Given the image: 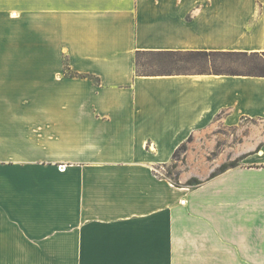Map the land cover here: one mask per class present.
<instances>
[{"label": "crops", "instance_id": "obj_1", "mask_svg": "<svg viewBox=\"0 0 264 264\" xmlns=\"http://www.w3.org/2000/svg\"><path fill=\"white\" fill-rule=\"evenodd\" d=\"M193 50L264 51V0H0V264H264V76L136 73ZM186 141L242 158L176 186Z\"/></svg>", "mask_w": 264, "mask_h": 264}, {"label": "rangeland", "instance_id": "obj_2", "mask_svg": "<svg viewBox=\"0 0 264 264\" xmlns=\"http://www.w3.org/2000/svg\"><path fill=\"white\" fill-rule=\"evenodd\" d=\"M198 22L200 26L204 24L205 15L199 14ZM252 52V51H251ZM247 51L248 54L251 53ZM207 66H211V63L217 67L223 69V71L236 70L239 72H248L253 66L263 65V59H252L251 57L244 56H230V57H215L212 62H206ZM203 64L201 61L195 60L191 55L184 52L177 54H166V55H155L143 53L139 55L136 62V70L138 72L149 73V74H161L168 72H197L200 73V67ZM209 68V67H208ZM209 70V69H208ZM179 159L174 160L176 167L171 165L166 166L164 169L159 171V174L172 183L180 181V177H198L201 180H205L208 173L205 172V160L202 159L201 155L196 156V151H192L189 155V159H185V153H179ZM210 158V157H209ZM180 161V162H179ZM186 161V163H185ZM185 163V165L183 163ZM188 164V165H187ZM177 165H179L177 167ZM193 172V173H191ZM195 173V174H194ZM186 179V180H187ZM184 180V182L186 181ZM180 183V182H179ZM181 185V183H180Z\"/></svg>", "mask_w": 264, "mask_h": 264}, {"label": "trees", "instance_id": "obj_3", "mask_svg": "<svg viewBox=\"0 0 264 264\" xmlns=\"http://www.w3.org/2000/svg\"><path fill=\"white\" fill-rule=\"evenodd\" d=\"M143 53H148V54H155V55H166V54H177L181 53L180 51H163V52H138L135 57V63L137 62V59L139 55ZM188 55H191L195 60L203 62V64L200 67V72H213L215 74H229V75H243V76H264V64L263 65H257L253 66L248 72H239L236 70H228V71H223V69L217 67L216 65L211 63V66H207L206 62H212L215 57L221 56V57H230V56H244V57H251L252 59H263L264 60V51L262 52H251L248 54L246 51H205V50H193V51H186L184 52ZM209 67V68H208ZM64 69L68 70V65L66 60H64ZM209 69V70H208ZM136 73L138 75H154V74H149V73H143V72H138L136 70ZM72 75H76L72 73ZM189 140V139H188ZM187 149V141L182 142L173 152V159L177 160L179 159L180 155L179 153L182 152V154L185 153ZM242 157H238L234 160L225 162L221 164L215 171L211 172L207 179H211L217 174L225 171L228 168L234 167L238 164V162L241 160ZM172 167H176L175 163H172ZM205 180H201L197 177H190L187 179L182 185H180L179 182L175 181L173 182L174 185L176 186H199L201 185Z\"/></svg>", "mask_w": 264, "mask_h": 264}]
</instances>
